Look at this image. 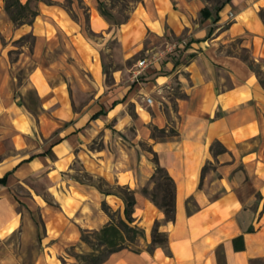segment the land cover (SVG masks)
<instances>
[{
	"label": "crops",
	"instance_id": "1",
	"mask_svg": "<svg viewBox=\"0 0 264 264\" xmlns=\"http://www.w3.org/2000/svg\"><path fill=\"white\" fill-rule=\"evenodd\" d=\"M32 2L31 23L15 25L0 0V251L22 253L0 264L59 263L110 221L107 205L126 222L124 192L72 178L97 136L96 172L133 194L128 225L143 234L100 264H264V85L249 63L264 62V0L208 18L205 0H137L125 14L105 0ZM171 40L179 51L133 80L135 57ZM158 167L174 184L173 221L143 194Z\"/></svg>",
	"mask_w": 264,
	"mask_h": 264
},
{
	"label": "rangeland",
	"instance_id": "2",
	"mask_svg": "<svg viewBox=\"0 0 264 264\" xmlns=\"http://www.w3.org/2000/svg\"><path fill=\"white\" fill-rule=\"evenodd\" d=\"M108 5H110L115 10L123 13L125 10H127L129 3L136 2L137 0H105ZM223 0H205L206 7L211 9L212 13H214V6L217 5L218 2ZM33 2L31 4V7H33ZM62 5H65L64 2H62ZM30 41V39L28 40ZM26 42V41H25ZM170 44H177L176 40H171ZM19 46V45H18ZM179 51L178 47L171 53L168 54L171 55L174 52ZM16 53V52H15ZM151 55H139L135 57L134 63L136 64L139 60L149 57ZM240 56L243 59H246L247 53L245 51L240 52ZM16 55H11V60H15ZM249 63L253 67V69L258 73L260 81L264 85V62L261 64H252L250 61ZM30 66H25L23 68L14 67L13 68V75L17 78V85L25 84V79L28 70L30 69ZM135 68H132V71ZM141 78L138 79L140 81ZM30 100L32 99V92H29ZM30 104L34 106V101L31 100ZM156 135L159 136V134L156 133ZM101 136L94 137L91 141L88 142V145L86 147V151L88 156H83V159L75 160L73 163V169H72V178L74 180H77L83 185H87L90 187H94L97 190L104 192V193H113V194H121L124 192L123 189L112 187L111 185L107 184V182L104 180L102 176L98 172H96V165H95V155L97 151L101 150L103 147L102 139L99 138ZM105 146V145H104ZM101 173L103 171L99 170ZM156 172V171H155ZM164 173H156L154 174V178H152V186L150 189H148L147 197L151 200L153 196H157V199L160 200V197H158V184L162 182L164 179ZM107 205V204H106ZM109 216L110 221H113L116 225L121 226V218L116 210H113L108 205L104 208ZM38 228L41 229L42 222L38 218L37 220ZM123 226V225H122ZM123 228V227H122ZM125 234L126 231L124 230ZM94 232H82L81 233V242L78 243L77 246H72L67 248L63 253H61L59 258V263L57 264H96L98 260H104L107 257L108 250L103 247L95 238ZM127 239H130V241L126 242L127 247H131L132 249L137 250V248L141 245V239L143 238L142 231H138V234L131 235L126 234ZM84 240V241H82ZM1 250V249H0ZM20 255L22 253H6L0 251V258H3L5 256L9 255ZM35 256V252H25L23 253L24 261L30 263Z\"/></svg>",
	"mask_w": 264,
	"mask_h": 264
},
{
	"label": "trees",
	"instance_id": "3",
	"mask_svg": "<svg viewBox=\"0 0 264 264\" xmlns=\"http://www.w3.org/2000/svg\"><path fill=\"white\" fill-rule=\"evenodd\" d=\"M32 1L33 0H29L25 5H22L19 2V0H4L5 11L15 25H21L23 23H31L32 19L36 15V12L31 8L30 5ZM229 1L230 0H223L218 2L217 5H215L213 8L214 13L217 14L221 9V7L226 3H228ZM201 15L204 18H208L209 16L212 15V11L208 7H205ZM156 133L159 134V136L156 135ZM164 134H165L164 130L154 129L153 131V137L155 138H163ZM161 172H163L165 175L162 182H160L157 186L158 197H160V200L157 199V196H153L151 201L154 203V205L157 208H159L163 212L166 220L173 221L174 213H175L174 184L171 178L167 176V174L163 171V169L158 167L156 169L155 174ZM0 182H2V180H0ZM143 194L147 195L148 191L143 190ZM123 197L125 201L124 215L126 219V222L121 221V224L123 226L122 225L118 226L113 221H109L104 227L93 233L96 240L108 250L107 256L112 252L127 248L126 242L130 241V239H127L126 234L129 233L131 235H136L138 234L139 231L137 228H133L128 225V223H131L133 221L132 213L135 203L133 194L130 191L125 190L123 193ZM124 230L126 231V234ZM166 242H167L166 235L159 233L155 228L152 232V244L165 246ZM233 246L236 250H242L243 249L242 237H238L234 239ZM104 260H98L96 264H100Z\"/></svg>",
	"mask_w": 264,
	"mask_h": 264
},
{
	"label": "built area",
	"instance_id": "4",
	"mask_svg": "<svg viewBox=\"0 0 264 264\" xmlns=\"http://www.w3.org/2000/svg\"><path fill=\"white\" fill-rule=\"evenodd\" d=\"M177 47H178L177 44H168L162 51L139 60L135 64V67H134L135 69L132 71L133 80L138 81V79L142 76V74L144 73L146 69L159 63L162 57L173 52ZM147 102L150 103L151 100L147 99Z\"/></svg>",
	"mask_w": 264,
	"mask_h": 264
}]
</instances>
